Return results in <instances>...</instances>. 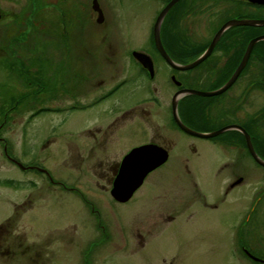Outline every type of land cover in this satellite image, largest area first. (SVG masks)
I'll return each instance as SVG.
<instances>
[{
  "label": "flooded vegetation",
  "instance_id": "1",
  "mask_svg": "<svg viewBox=\"0 0 264 264\" xmlns=\"http://www.w3.org/2000/svg\"><path fill=\"white\" fill-rule=\"evenodd\" d=\"M160 1L162 5L159 11L170 0ZM103 2L105 0H22V26L16 31H20L22 41L12 42L15 35H10V22L14 16L10 9V0H0V71L4 74V79L0 78V146L6 162L22 172V160L10 150L9 140L5 136L12 114L20 113V110L36 116L42 113L64 114L74 110H86L112 97L128 85L130 80L136 84V88L146 87L149 96L141 98L124 112L116 113L104 126L83 129L87 131V136L81 145L67 138L62 141L68 154L72 152L76 160L85 162L84 169L80 170L83 175L97 178L96 186L107 191L109 195L123 158L133 148L142 145H121L123 127L118 120L126 119L128 115L145 116L148 128H153L151 130L154 132L159 126L166 128L168 122L164 120L169 112L170 121L177 129L212 141L222 149L238 147V153L243 150L234 140L244 141L246 145L242 129L251 136L254 147L258 141L264 142V68L261 57L263 51L259 48L264 45V40L254 44L244 66L223 91L212 95L191 92L208 93L222 87L239 65L249 41L264 36V26L226 28L207 56L193 67L182 69L173 67L157 48L154 22L147 44L143 43L141 48L130 46L125 39L117 45L109 42L107 36H112L108 23L113 21L112 13ZM100 11L102 22H98ZM108 13L110 15H106ZM233 13L242 14L243 16H238L239 19L261 20L264 19V3L257 0H178L166 14L160 28L161 43L171 61L179 66L195 62L207 51L222 25L229 19L237 18ZM29 20L32 25L27 24ZM170 20V25L167 26ZM212 20H216V23L212 24ZM92 22L98 27L92 26ZM124 36H127L126 32ZM133 52H140L143 56L135 57ZM23 66H34V71L30 70L32 73L28 75L26 70L22 74L25 68ZM12 68L19 71L14 82L9 79ZM15 82L16 84H12ZM12 90L23 98L24 105H11ZM176 96L180 119L187 127L205 133L223 131L211 137H200L179 128L172 112ZM252 98L255 102L251 107ZM157 136L159 135L153 134L144 144L153 143L168 150V140L163 138L159 141ZM193 150L196 151L194 146ZM255 150L264 159L256 148ZM248 155L251 156L250 152ZM254 162L257 163L255 160ZM27 167L29 168L23 170L34 169ZM39 167L44 168L42 165ZM248 167L247 163L245 169L231 172L232 178H229L221 201L234 188L247 183L250 173ZM40 172L52 185L59 184L67 190L77 191V188L65 186L51 178L49 173ZM13 183L14 179L0 178V186L4 188H14ZM199 193L198 197L202 199L200 205L211 210L218 208L217 201L207 199L201 191ZM112 199L119 202L113 197ZM177 202L182 211L186 209L185 195L179 196ZM263 202L264 189L258 192L251 206H246L247 212H243L236 225V231L239 227L236 251L247 264L251 260L264 264V249L260 244L246 242L243 238L249 227L257 222V213ZM173 206L175 208L176 205ZM92 211L98 214L95 210ZM176 216L171 211L164 220L173 222ZM3 223L0 224V264H10V257L18 258V264H22V257L26 258L28 250H22L20 236L17 235L18 239L10 241L14 236L12 228L10 224ZM157 224L153 221L151 226L154 228ZM98 226L102 235L99 239L92 240L89 248L82 251V264H95V256L99 253L95 247L107 242L108 234L101 221ZM136 235L135 240L132 237V244L122 233L119 241L123 247L132 246L135 249V246L144 244L138 238L139 230ZM45 253L44 249L35 250V258L31 259L35 260V264H46ZM161 257L163 264H172L168 260L171 257Z\"/></svg>",
  "mask_w": 264,
  "mask_h": 264
},
{
  "label": "rangeland",
  "instance_id": "2",
  "mask_svg": "<svg viewBox=\"0 0 264 264\" xmlns=\"http://www.w3.org/2000/svg\"><path fill=\"white\" fill-rule=\"evenodd\" d=\"M161 3L160 0H105L103 4L111 11L113 20L108 23L112 37L108 34L107 40L117 45L125 39L130 46L143 47V43L147 44L151 25L160 13ZM10 7L14 17H20L11 19L12 35L20 24L15 29L13 25L22 21V0H10ZM233 15L237 18L243 16L240 13ZM211 23L215 24L216 20ZM91 25L98 27L94 22ZM259 48L263 51L264 68V45ZM32 67L23 66L24 73L26 70L28 75L32 73ZM3 76L0 71V78L4 79ZM18 76L11 70L10 82L17 80ZM135 85L130 80L112 97L86 110L37 116L20 110V113L11 115L5 136L10 150L22 160V164L42 165L59 183L77 188L75 191L59 184L52 185L44 174L35 170L19 171L3 159L0 146V178L14 179V188L0 186V224L17 212L15 221L10 223L14 234L10 241L17 235L24 240L22 250L28 252L26 258L22 257V264H35L31 258H35V250L41 249L46 251V264H82V251L102 235L98 226L100 221L108 239L95 247L99 251L95 264H163L161 256L174 257L168 259L172 264H247L236 251L239 233L236 225L258 192L264 189V167L248 155L244 141L234 140L242 148L241 153L237 152L238 147L222 149L212 141L177 129L170 121L169 112L164 120L168 122L166 128L159 126L154 132L153 128H148L145 116L131 114L126 119H119L123 127L121 145L144 144L153 134L159 135V141L166 138L169 142L167 160L145 177L126 202L114 201L107 191L97 187V178L86 177L80 171L85 162L76 160L72 152H66L63 139L81 145L87 136L83 129L104 126L116 113L124 112L141 98L149 96L146 87L136 88ZM254 102L252 98L251 107ZM260 144L264 143L258 141L254 149L264 152ZM247 163L250 169L247 183L234 188L221 201L229 178H232L231 172L245 169ZM200 191L207 199L218 202L216 210L200 205ZM181 195H185L187 203L183 211L177 202ZM171 211L177 215L176 220L165 221L164 217ZM257 214V222L249 227L243 238L264 249V202ZM153 221L158 223L154 228L151 226ZM138 230V238L144 244L135 246V249L123 247L120 234L132 244V237L137 238ZM9 261L18 264L16 257H10ZM249 264L259 263L251 260Z\"/></svg>",
  "mask_w": 264,
  "mask_h": 264
},
{
  "label": "water",
  "instance_id": "3",
  "mask_svg": "<svg viewBox=\"0 0 264 264\" xmlns=\"http://www.w3.org/2000/svg\"><path fill=\"white\" fill-rule=\"evenodd\" d=\"M96 1V0H95ZM178 0H170L160 11V13L158 14L156 21L154 23V39L156 42V46L159 49V51L161 52V54L168 60L171 62L173 67L176 68H182V69H186V68H190L193 67L194 65H196L199 61H201L205 56H207L209 50H211V48L213 47V45L215 44V42L217 41V39L219 38V36L222 34V32L229 27L232 26H243V25H257V26H264V19L261 20H254V19H237V18H232L229 19L228 21H226L222 27L219 29V31L217 32V34L215 35V38L213 39L212 43L210 44L209 48L207 49V51L201 56L199 57L195 62L188 64V65H184V66H179L177 64H175L174 62L171 61L170 56L168 55V53L165 51L162 43H161V39H160V28H161V24L163 19L165 18L166 14L168 13V11L176 4ZM258 2H263L264 0H257ZM98 22H102V14L100 11L99 17H98ZM259 40H264V36H258L256 38H253L249 41L247 48L245 50L244 55L241 58V61L239 63V65L237 66L236 70L234 71L233 75L231 76V78L222 86L220 87L218 90H215L213 92H208V93H204V92H198V91H191L192 93L195 94H202V95H212V94H217L221 91H223L226 87H228L233 80L235 79V77L237 76V74L240 72V70L242 69V67L244 66V63L246 61V59L249 56V53L252 49V47L254 46V44L259 41ZM133 55L135 57H141L143 56L142 53L140 52H133ZM177 96L176 99L173 102V118L174 121L177 123V125L179 126V128H181L182 130L196 135V136H200V137H211L214 136L216 134L221 133L223 130H219L217 132H212V133H205V132H198L195 130L190 129L189 127H187L182 120L180 119V116L178 114V110H177ZM243 133L246 137V145L247 148L252 156V158L262 167H264V159L261 158L257 152L254 149L252 140H251V136L245 131L243 130ZM168 158V150H166L165 148L157 145V144H153V143H147V144H142L140 146H137L135 148H133L122 160L121 165H120V169H119V173L116 175V177L114 178L113 181V185L111 188V195L114 199H116L119 202H126L128 201L133 193L135 192V190L142 185L145 177L154 169H156L157 167H159L160 165H162ZM22 168H25L22 166Z\"/></svg>",
  "mask_w": 264,
  "mask_h": 264
},
{
  "label": "trees",
  "instance_id": "4",
  "mask_svg": "<svg viewBox=\"0 0 264 264\" xmlns=\"http://www.w3.org/2000/svg\"><path fill=\"white\" fill-rule=\"evenodd\" d=\"M13 19H18V18H20L19 16H13L12 17ZM22 18V17H21ZM17 22V21H16ZM20 24V25H19ZM27 24L28 25H32L33 23L29 20L28 22H27ZM16 25H19L18 27H17V30H18V28L19 27H21L22 26V21L20 22V23H15L14 25H13V27H15ZM17 30H15V32H13V34H12V36H14L13 38H12V42H20V41H22V38H21V33H20V31L19 32H16ZM12 70L15 72V74H18L19 75V71L17 70V69H14V68H12ZM22 74H24V69L22 70ZM22 98H20L19 96H17V95H15L13 92H11L10 93V102H11V105L12 106H20V105H22ZM32 116H35V114H33ZM262 143H264V142H262ZM260 148L262 149H264V144H260ZM258 150V149H257ZM260 151V152H259ZM259 153L261 154V155H263L264 156V152L263 151H261L260 149H259ZM17 217V212L15 211V213H13L9 218H7L5 221H4V225H7V224H10L11 223V221H15V218ZM24 243V240H22V246L24 245L23 244ZM26 247V246H25Z\"/></svg>",
  "mask_w": 264,
  "mask_h": 264
},
{
  "label": "bare ground",
  "instance_id": "5",
  "mask_svg": "<svg viewBox=\"0 0 264 264\" xmlns=\"http://www.w3.org/2000/svg\"><path fill=\"white\" fill-rule=\"evenodd\" d=\"M50 21V20H49ZM51 22H52V20H51ZM50 23V22H49Z\"/></svg>",
  "mask_w": 264,
  "mask_h": 264
}]
</instances>
